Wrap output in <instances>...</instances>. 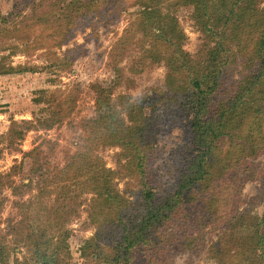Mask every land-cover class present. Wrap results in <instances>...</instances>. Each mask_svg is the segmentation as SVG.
<instances>
[{
	"label": "trees",
	"instance_id": "obj_1",
	"mask_svg": "<svg viewBox=\"0 0 264 264\" xmlns=\"http://www.w3.org/2000/svg\"><path fill=\"white\" fill-rule=\"evenodd\" d=\"M36 1L15 0L22 18L14 27L1 15L0 51L44 49L47 63H0V73L69 72L87 55V43L63 54L51 47L70 43L79 29L98 32L112 25L125 6L146 10L115 42L113 78L109 85H93L96 114L83 122L81 141L64 170L51 166L55 145L49 154L41 146L21 150L38 175V193L30 204L20 203L21 220L11 223L16 238L0 240V262L70 264L68 222L80 215V195L92 193L86 210L95 231L80 247L88 264H177L180 254L195 264L208 245L213 264H264V215L253 219L255 235L233 237L234 243L229 233L247 212L240 208L247 202L245 184L260 181L264 197V161H257L264 154V0H175L165 10L148 9L164 0H89L75 15L68 11L73 2L39 0L33 13L24 14ZM183 7L193 8L202 33L195 54L186 48L187 33L176 13ZM131 46L140 53L129 67L132 74L156 63L167 67L165 84L137 100L116 91L135 82L121 65ZM33 100L51 114L14 120L7 137L11 147L18 148L29 130L61 125L78 106L77 95L63 88L38 89ZM175 126L183 128V138L167 151L159 137ZM108 146L121 148L116 169L100 155ZM159 160L168 167V180L156 174ZM8 176L0 186H12L15 194L34 185L18 186ZM117 179L129 180L133 198L121 192ZM53 191L59 202L49 205L45 196Z\"/></svg>",
	"mask_w": 264,
	"mask_h": 264
},
{
	"label": "rangeland",
	"instance_id": "obj_2",
	"mask_svg": "<svg viewBox=\"0 0 264 264\" xmlns=\"http://www.w3.org/2000/svg\"><path fill=\"white\" fill-rule=\"evenodd\" d=\"M89 0H67L72 3L68 7L70 15H75L76 7L86 3ZM127 1V0H126ZM124 1V3H126ZM134 1V0H133ZM175 0H164L163 3L153 4L148 7L149 10L155 8L165 7ZM39 3V0L30 2L29 8L24 14H31L34 8ZM129 8L122 15V18L106 28L94 32L91 27L84 30L79 29L76 32L74 40L68 44L53 46L51 49L57 50L63 54L64 49L74 46L79 43L86 42L88 53L85 57L79 59L74 68L69 72L58 74L53 69H48L39 72H23L15 74L0 73V180L8 181L11 175L15 184L24 185L34 181L32 189L27 191L24 186L20 194H15L12 186H0V201L4 203L0 205V240L3 237L12 238L11 223H16L21 220L20 203L30 204L31 199L36 197L38 193L37 174L32 170V161L29 158L24 160L23 152L30 151L37 146H41L44 151L49 154L50 146L55 145V149L49 154L51 166L57 168V171H63L65 164L68 161V156L74 154L77 150V144L81 141L83 134V122L86 119L93 117L96 114L97 94L93 88L96 82H101L103 85H109L112 76V50L115 42L126 32V29L131 26L132 20L141 15L146 8L142 5L125 6ZM177 16L181 25L187 33L186 48L195 54L202 42V33L195 23L193 18V8L183 7L177 12ZM4 14L11 19L9 25L12 27L18 23L22 16L15 9V0H0V29L4 26L1 22V15ZM15 15V16H14ZM99 34L100 39L96 41L95 35ZM44 49H38L28 52H18L12 54L11 49L0 51V63L7 65L19 64H38L47 63L46 57L43 53ZM140 56V53L135 46H131L128 50L127 56L123 59L121 65L126 69L127 73L131 75L135 82L132 87H127L125 84L117 88V93H126L131 95L135 100L142 97L144 94L153 93L154 87L163 86L166 81L167 67L164 63H156L153 67H147L142 73L132 74L129 72V67L133 61ZM49 88L55 90L63 88L74 92L78 97L77 110L74 114L64 120V122L55 126L50 130L46 129H32L26 132L24 139L19 142L18 148L11 147L8 144V132L11 123L14 120H29L36 119L40 116H48L50 111L46 109L44 104H38L33 99L35 92L38 89ZM183 138V128L174 127V129L165 135L159 137V144L165 150L171 151ZM121 148L119 146H108L100 151L106 165L110 168L116 169L119 161V154ZM45 153V152H44ZM257 161H264V154L260 155ZM23 162V166L18 167ZM17 166L14 173V167ZM158 170L156 174L168 180V167L164 161L157 162ZM54 177V174L52 175ZM128 179H117L118 188L125 194L126 197L133 198L134 195L129 189ZM76 186H73L75 192ZM261 184L260 181H249L243 188V196H246L247 202L240 208L246 211L245 217L237 221L233 229L229 230L230 238L234 242L233 237L237 240L238 236H253L256 234L254 227V218H261L264 215V197L260 196ZM79 194V192H78ZM92 193L81 194L78 198L83 205L80 207L78 217H74L68 222V229L70 232V243L72 246L74 257L70 264H88L80 257V247L84 244L86 239L93 236L95 228L88 223L87 207ZM57 191H53L45 196V200L49 205L58 201ZM261 197V198H260ZM59 202V201H58ZM71 204V202H70ZM50 235L46 236L49 237ZM16 238V236H13ZM208 238V235H207ZM235 243V242H234ZM238 245V244H237ZM24 251L26 249L22 247ZM23 253L19 254L22 257ZM185 255H179L177 264H186ZM0 264H2L0 262ZM8 264H14L10 260ZM195 264H213L210 257L209 245Z\"/></svg>",
	"mask_w": 264,
	"mask_h": 264
}]
</instances>
